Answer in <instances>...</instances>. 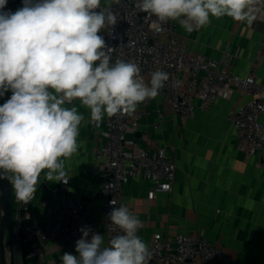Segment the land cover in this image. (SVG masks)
Instances as JSON below:
<instances>
[{"label": "clouds", "instance_id": "clouds-1", "mask_svg": "<svg viewBox=\"0 0 264 264\" xmlns=\"http://www.w3.org/2000/svg\"><path fill=\"white\" fill-rule=\"evenodd\" d=\"M119 0H23L15 12L0 0V179H8L18 201L27 204L40 184L67 183L66 161L78 152L85 117L73 102L89 110L99 125L105 116L131 113L154 99L169 76L154 71L149 82L137 64L112 59L113 48L99 33L117 23L111 4ZM257 0H137L136 7L157 32L178 21L192 33L212 18L251 22ZM71 105V106H69ZM111 203L115 205L112 200ZM113 235L82 228L78 255L64 253L62 264H150L152 253L138 235L140 219L125 205L109 214Z\"/></svg>", "mask_w": 264, "mask_h": 264}, {"label": "crops", "instance_id": "crops-1", "mask_svg": "<svg viewBox=\"0 0 264 264\" xmlns=\"http://www.w3.org/2000/svg\"><path fill=\"white\" fill-rule=\"evenodd\" d=\"M14 8L18 6L14 4ZM255 9L251 22L227 16L212 18L207 26L187 33L176 21L175 33L192 51L215 58L230 52L234 73L244 75L253 68L257 78L263 80L264 0H257ZM11 94L8 91L0 96V105ZM247 99L234 89L227 98H216L203 108H195L189 117L175 114L159 96L139 104L148 113L140 119L138 130L126 135L129 148L138 144L153 152L165 147L176 165L171 190L152 199L146 196L150 180L132 177L124 185L123 199L142 222L138 235L146 243L154 232L201 233L224 248V254L215 257L213 264H264V167L258 164L256 154L247 155L239 147L228 118ZM73 103L87 122H82L79 129L78 152L66 161L70 177L66 186L70 194L89 202L86 219L101 228L104 220L97 207L99 202L89 198L96 185H91L90 167L99 139L88 123L89 110L78 101ZM260 120L264 125V115ZM59 183L47 181L41 174L29 203L39 222L55 204L52 189ZM40 252L45 264H62L64 253L78 255L74 246L55 242L41 243Z\"/></svg>", "mask_w": 264, "mask_h": 264}, {"label": "built area", "instance_id": "built-area-1", "mask_svg": "<svg viewBox=\"0 0 264 264\" xmlns=\"http://www.w3.org/2000/svg\"><path fill=\"white\" fill-rule=\"evenodd\" d=\"M136 3L137 0L112 3L111 11L116 15L117 23L99 33L106 45L113 48V61L122 59L137 64L146 83L154 71L166 72L169 79L156 97H161L181 117L192 116L195 108H203L216 98H227L234 89L247 95L248 99L232 110L228 118L239 147L247 155L256 154L258 164L264 167V125L260 120V115H264V79L259 80L253 68L244 75L234 73L230 52L215 58L188 49L175 33L176 21L163 24L159 32L151 29L155 17L148 19ZM14 4L19 9L23 7V0L16 3L7 0L3 11L15 12ZM104 6L105 0H101V7ZM147 113L138 105L131 113L105 116L99 125L88 118L99 139L90 167L91 185L94 182L96 185L89 192V198L99 202L97 207L104 220L103 227H94L87 221L89 202L70 194L67 183L60 182L52 189L56 202L48 209L43 222H39L37 213L29 208L31 200L27 204L18 201L12 190L14 232L27 261L45 264V257L40 252L43 242L75 247L82 237L80 229L85 227L91 229L89 238L98 233L104 236L107 245L117 234L111 230L114 226L110 225L109 214L115 206L128 207L123 191L125 183L132 177L151 181L146 191L148 199L171 190L176 165L166 148L159 147L153 152L138 144L129 148L126 135L138 130L140 119ZM147 244L152 253L150 264H213L215 257L224 254L223 246L201 233L167 235L154 232Z\"/></svg>", "mask_w": 264, "mask_h": 264}, {"label": "water", "instance_id": "water-1", "mask_svg": "<svg viewBox=\"0 0 264 264\" xmlns=\"http://www.w3.org/2000/svg\"><path fill=\"white\" fill-rule=\"evenodd\" d=\"M42 186V185H41ZM8 239L6 255L4 238ZM14 223L12 214V186L8 179H0V264H17L14 249Z\"/></svg>", "mask_w": 264, "mask_h": 264}, {"label": "rangeland", "instance_id": "rangeland-1", "mask_svg": "<svg viewBox=\"0 0 264 264\" xmlns=\"http://www.w3.org/2000/svg\"><path fill=\"white\" fill-rule=\"evenodd\" d=\"M4 249L6 251V255H8L9 252V244H8V239L6 237V239L4 238ZM16 247V248H15ZM14 249L15 251V255H16V260H17V264H25L27 262V258L25 255V251L24 249L21 247V244L18 240L17 237L14 238Z\"/></svg>", "mask_w": 264, "mask_h": 264}, {"label": "trees", "instance_id": "trees-1", "mask_svg": "<svg viewBox=\"0 0 264 264\" xmlns=\"http://www.w3.org/2000/svg\"><path fill=\"white\" fill-rule=\"evenodd\" d=\"M12 197H13V195H12ZM26 263H27V262H26ZM26 263H25V264H26Z\"/></svg>", "mask_w": 264, "mask_h": 264}, {"label": "bare ground", "instance_id": "bare-ground-1", "mask_svg": "<svg viewBox=\"0 0 264 264\" xmlns=\"http://www.w3.org/2000/svg\"><path fill=\"white\" fill-rule=\"evenodd\" d=\"M16 248V247H15ZM16 251V250H15Z\"/></svg>", "mask_w": 264, "mask_h": 264}]
</instances>
